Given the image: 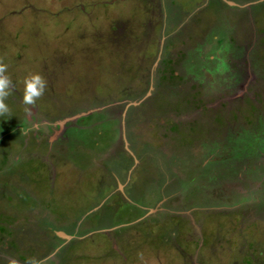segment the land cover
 I'll list each match as a JSON object with an SVG mask.
<instances>
[{
	"label": "rangeland",
	"instance_id": "obj_1",
	"mask_svg": "<svg viewBox=\"0 0 264 264\" xmlns=\"http://www.w3.org/2000/svg\"><path fill=\"white\" fill-rule=\"evenodd\" d=\"M0 58V264H264V0H0Z\"/></svg>",
	"mask_w": 264,
	"mask_h": 264
},
{
	"label": "flooded vegetation",
	"instance_id": "obj_2",
	"mask_svg": "<svg viewBox=\"0 0 264 264\" xmlns=\"http://www.w3.org/2000/svg\"><path fill=\"white\" fill-rule=\"evenodd\" d=\"M159 51V50H158ZM157 51V52H158ZM159 54H161V58H164V56H162V53L163 52H161V51H159L158 52ZM164 54V53H163ZM44 114H47L46 112H44ZM56 114H58V113H56ZM134 114V113H133ZM175 114H173V115H171V114H167V115H165V117H169V118H174L175 116H174ZM57 116H61V115H57ZM145 115H135V116H131L130 118H128V120H126V123H127V126H126V128L124 127V128H122L123 126L121 125V120H120V122H118L119 123V125L121 126V131H123V134H124V136H125V131L127 130V128L129 129L128 130V132L130 133V135H132V142H131V146H132V148H133V150L135 151V154H133L132 153V151L128 148V149H126V148H124L123 147V144H122V148H123V150L125 151V158L127 159V160H129L130 162H135L136 163V165H138L139 164V161L140 160H142V159H140V160H135L136 158L135 157H137L138 159L139 158H141V157H145V159H146V157L148 156V155H151V154H153V150H147L146 149V147H144V144H141V145H143V147H144V149H143V147L140 145V147L138 146V143H137V139L139 138V136H138V138H137V136H136V138H134L135 137V135L138 133V129L140 128V127H143L144 125H145V123L147 122L146 120H145V117H144ZM25 117L26 116H24L23 117V120L25 121ZM147 117V119H148V122H153L154 123V121H152L151 119H154V118H157V116H155L154 114H150V115H148V116H146ZM110 118H113V117H110ZM209 118V117H208ZM114 120H115V118H113ZM27 120V119H26ZM28 120H30V117H28ZM145 120V122L144 123H142L143 121ZM26 123L28 122V121H25ZM117 122V120H115V123ZM158 123H160V122H158ZM122 124H124V119L122 120ZM35 125H37V127L35 128L37 131H39L42 135H46L49 131H53L52 129V127H50V126H48L47 125V123L45 122V121H42L40 124L39 123H37V124H35ZM134 125H135V127H134ZM150 125V124H149ZM148 125V126H149ZM154 125L155 124H153V127L151 126V127H148V126H145V128L148 130V132H149V134H151V132L154 130V128H155V131H157V132H159L158 130L159 129H163L164 127H159V126H156V127H154ZM159 125V124H158ZM132 128H135V129H137V131L136 132H134L133 130H132ZM157 129V130H156ZM74 130V129H73ZM73 130H71V131H73ZM64 133V132H63ZM160 133V132H159ZM158 134V133H157ZM159 135V134H158ZM68 136L70 137V135H69V132H68ZM69 137H66V138H69ZM31 138V137H30ZM62 138H64V135H63V137ZM139 140V139H138ZM141 141V140H140ZM43 141H40V142H36V143H34V144H32L31 143V145H32V150H36L35 151V156H36V158L35 159H31V161H35V160H39V162H40V164H42V163H45V164H47L49 161H45L46 160V157H47V155H43L42 156V154H41V152H42V150H44V144L42 143ZM196 144V143H195ZM146 145H148V144H146ZM152 145H154V144H150L149 146L151 147V149H154V150H156V152H155V157H154V159H156L157 161H158V163H161V160H162V158L163 157H165V158H167L168 159V156L165 154V152H166V149L165 148H163V146H161L160 147V145H155V146H152ZM22 147V146H21ZM67 148V143H64V148ZM118 146H114V148H113V150H112V153H113V151L115 152V150H116V148H117ZM181 148H183V147H181ZM66 151L65 152H63L64 151V149H63V151H61V153H64V154H67V149H65ZM69 150V149H68ZM30 151V150H29ZM150 151H151V153H150ZM159 151H161L162 153H159ZM31 152V151H30ZM44 152V151H43ZM27 153V152H26ZM26 153H24V154H26ZM45 153H48V151H46ZM60 153V155H62ZM135 155H137V156H135ZM161 155V156H160ZM166 155V156H165ZM209 156H211V155H209ZM79 157V156H78ZM160 157H162L161 158V160H160ZM208 157V156H207ZM86 158V157H85ZM204 158H206V156L204 157ZM25 160V159H24ZM78 160V159H77ZM86 160V159H85ZM169 160V159H168ZM209 160H212V157L209 159ZM138 161V162H137ZM75 162H76V160H75ZM78 164H79V161H78ZM44 165V164H43ZM81 165V164H80ZM167 165V164H166ZM102 166H103V168H104V171L106 172V174L108 173L109 174V176L111 177V178H113V180H115L114 181V183H116V186L119 184L117 181H119V180H117V178L118 177H116V176H119V174L118 175H116V173H115V171H113L112 169H111V167L110 166H108V164L106 165V164H102ZM77 168H79V167H77ZM159 168H163L162 166H160ZM21 176V175H20ZM174 181V180H173ZM128 183H130V182H127V183H124V184H122V186H121V188H123L124 186V188H126L127 187V185L126 184H128ZM119 191H120V194H121V196L122 197H125V198H127L128 200H129V202L132 200V199H130V197L128 196L127 197V193L125 192V193H123L122 192V190L121 189H119ZM137 197V196H136ZM121 198V197H120ZM127 200V201H128ZM177 200V199H176ZM178 207H179V205H178ZM172 209V208H171ZM194 211V210H193ZM204 211H207L206 209H204ZM207 215V214H206ZM199 216H201V215H199ZM197 219V220H196ZM199 219V217H195V221H198V223H200V222H202L203 220L205 221V218H203V216H202V218L200 219V221L198 220ZM208 225V224H207ZM186 227V226H185ZM195 230H193L192 231V229L190 230V232H192V233H195L194 232ZM192 233H191V236H192ZM196 235H198V233L197 234H195V236ZM204 237H202V239H203ZM203 241H204V239H203ZM205 242V241H204ZM17 258H18V264H21V256L20 255H18L17 256ZM40 261H43V260H40ZM5 264H9V262H6Z\"/></svg>",
	"mask_w": 264,
	"mask_h": 264
},
{
	"label": "clouds",
	"instance_id": "obj_3",
	"mask_svg": "<svg viewBox=\"0 0 264 264\" xmlns=\"http://www.w3.org/2000/svg\"><path fill=\"white\" fill-rule=\"evenodd\" d=\"M8 65L0 58V116H10V108L5 102L12 94L14 84L9 75H7ZM24 89L22 96V103L26 106H34L36 101L44 94L47 82L45 78L39 73H29L23 80ZM143 259V254H138ZM9 264H18L15 259L9 260ZM25 264H42V261L36 258H28Z\"/></svg>",
	"mask_w": 264,
	"mask_h": 264
}]
</instances>
